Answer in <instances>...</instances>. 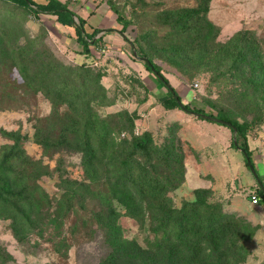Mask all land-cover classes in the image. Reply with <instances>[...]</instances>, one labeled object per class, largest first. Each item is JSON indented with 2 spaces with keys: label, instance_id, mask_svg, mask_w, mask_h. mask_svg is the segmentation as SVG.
Segmentation results:
<instances>
[{
  "label": "trees",
  "instance_id": "obj_1",
  "mask_svg": "<svg viewBox=\"0 0 264 264\" xmlns=\"http://www.w3.org/2000/svg\"><path fill=\"white\" fill-rule=\"evenodd\" d=\"M7 1L27 9L34 16L49 14L55 17L56 23L72 26L74 39L81 45L76 53L91 54L90 46L98 42L99 37L94 38L95 29L88 33L82 27V20L74 22L67 1ZM209 1L197 0L195 6L173 11L171 27L163 35L158 51H164L165 57L168 55L167 59L176 68L180 69L184 60H190L194 50L195 54L200 52V56L213 52L220 54V49L214 51L218 29L206 15ZM108 5L121 24L120 31L123 33L128 21L112 2L109 1ZM12 21V14H0V66L16 68L24 86L42 93L51 104L50 117L58 114L61 104L67 107V111L62 113L67 121L58 126L56 134L53 124H48L36 128L33 138L45 150L52 146L59 149L71 147L68 144L71 141L74 150L81 154L84 174L83 180L61 179L58 186L62 192L53 205L36 181L45 166L30 159L27 161L21 147V134L9 133L11 143L4 145L0 154V219L9 221L16 241L20 245H28L30 236L35 235L49 240L55 251L65 254L67 244L62 233L64 219L73 207L82 209L83 201L91 195L99 209L91 211L81 223L86 225L90 220L104 230L109 251L98 264H239L244 261L242 240L251 234L246 221L241 222V218L234 213L221 210L219 203L206 201L205 191H202V197L197 195L194 200L184 201L178 208L168 204L167 194L184 180V153L175 135L169 134L163 142L155 143L147 132L132 134L133 119L125 111L123 114L117 113L121 117L115 122H112L111 116H99L89 100L96 97L98 101L95 105L106 100L105 90L100 83L103 73L87 65L65 64L42 50L33 49L28 44L27 36L12 26ZM21 34L27 43L20 45L15 40ZM227 46L229 49L237 47L236 57L231 59V69L235 76L243 80L244 90L240 93L248 91L264 100L261 43L255 35L241 31L230 38L225 53ZM134 50L136 55L149 59L155 71L152 72L144 62L145 68L165 88V97L160 100L162 106L165 109H183L177 101L180 96L172 87L166 86L168 83L160 74V66L142 48ZM158 74L164 82L157 77ZM207 103L216 108L215 114L187 103L182 104L187 111L199 113L201 118L207 115L233 125L237 144L232 142V146L241 151L246 167L251 165L254 168L247 132L262 120L259 110H255L251 120L239 122L230 109L217 107L209 100ZM228 127L233 132L232 127ZM125 132L130 137L125 136ZM255 172L261 182L257 184L256 194L259 202L264 204V185L256 169ZM122 215L135 220L139 228L148 233L143 238L144 247L133 238L124 236L119 223ZM75 226L74 222L72 230ZM10 259L8 253L0 251V264H9Z\"/></svg>",
  "mask_w": 264,
  "mask_h": 264
},
{
  "label": "rangeland",
  "instance_id": "obj_2",
  "mask_svg": "<svg viewBox=\"0 0 264 264\" xmlns=\"http://www.w3.org/2000/svg\"><path fill=\"white\" fill-rule=\"evenodd\" d=\"M109 1L128 21L123 35L130 44L122 50H113L99 43L92 49V54L86 55L76 54L71 49L74 43L67 46L72 34L64 27L62 31L58 29L59 25H55L49 14L34 16L27 9L7 0H0V14H12V26L27 36L28 44L33 49L42 50L65 64L87 65L103 73L100 83L105 90L106 100L98 102V105H95L98 101L96 97L95 100H89L99 116H111L110 119L115 122L121 117L117 113L123 114L125 111L133 119L132 134L147 132L155 143L163 142L169 134L175 135L184 153V180L167 194L168 204L178 208L184 201L194 200L197 195L202 197V191H205L206 201L219 203L221 210L234 213L241 218V222L244 220L249 224L251 234L242 240L245 259L239 264H263L264 204L251 202L250 196L256 194L259 183L244 164L241 151L232 146L235 133L226 125L189 111L165 109L160 102L165 97V88L157 83L133 51L140 47L149 53L152 61L160 66V74L177 92L182 103L215 114L216 108L207 103L209 100L217 107L230 109L239 122L251 120L255 110H259L258 114L263 118L259 125L249 128L247 144L252 151L254 169L264 185V100L248 91L240 93L244 90L243 80L235 76L231 69L237 47L229 49L227 46L228 51L225 53V46L232 36L248 31L261 43L264 58V0H210L206 15L218 29L214 51L220 49L222 57L214 52L200 56L201 53L195 54L194 50L191 59L184 60L180 69L167 59L168 55L165 57L164 51L158 49L162 45L163 35L171 27L173 11L195 6L197 0L103 1L110 10ZM67 2L72 6V0ZM112 11L111 16L115 17ZM25 36L21 34L15 43H25ZM213 54L214 58L210 60ZM82 87L86 88L84 85ZM65 111L66 105L61 104L58 114L50 117L51 104L42 93L33 92L24 86L16 68L1 64L0 154L4 150L3 146L11 143L9 133L21 134V147L27 161L30 159L45 166L36 181L53 205L62 192L58 186L61 179L83 180L81 154L74 150L71 141H68L71 147L59 149L58 146H52L45 150L40 143L35 142L33 134L36 128L48 124H53L56 134L58 126L67 121V118L62 117ZM125 136L130 137L127 132ZM86 198L82 209L73 207L64 219L62 233L67 246L63 255L53 249V243L49 240L35 235L30 236L28 245H20L11 232L9 221L0 219V251L11 256L8 263L98 264L109 248L101 226L90 220L86 225L81 223L91 211L99 209L91 195ZM74 222L76 226L72 230ZM119 223L125 237L133 238L140 246H145L143 238L148 233L143 232L135 220L122 215ZM49 230L52 232L50 225ZM237 231L241 233L239 229Z\"/></svg>",
  "mask_w": 264,
  "mask_h": 264
},
{
  "label": "crops",
  "instance_id": "obj_3",
  "mask_svg": "<svg viewBox=\"0 0 264 264\" xmlns=\"http://www.w3.org/2000/svg\"><path fill=\"white\" fill-rule=\"evenodd\" d=\"M65 2V0H59ZM67 1V0H66ZM72 6L68 2V9L73 13L74 22H78V19L82 20V27L86 32H90L93 29L96 30V34L94 38L99 37L96 45H103L110 47L111 49H119L127 48V44L129 45V41L125 38L123 33H121V24L117 22L116 15L115 17L111 16V9L107 8V3L95 4L92 0H72ZM73 7V8H72ZM113 12V11H112ZM114 13V12H113ZM53 17L54 20V16ZM56 23V22H55ZM55 25H59L58 29L62 31L61 28L64 27L65 30L72 34L71 38H69V44H73V51L81 49V45L75 41L74 29L72 26H62L61 24L56 23ZM64 30V32H65ZM90 46L91 54L92 49L96 47ZM79 54V53H76ZM83 55V54H81Z\"/></svg>",
  "mask_w": 264,
  "mask_h": 264
},
{
  "label": "water",
  "instance_id": "obj_4",
  "mask_svg": "<svg viewBox=\"0 0 264 264\" xmlns=\"http://www.w3.org/2000/svg\"><path fill=\"white\" fill-rule=\"evenodd\" d=\"M133 53H134V56H135L137 59H139V60L145 62V63L150 67V69H151L152 72L155 71L154 68L152 67L151 62L149 61V59H148L146 56H138V55H136L135 50L133 51ZM157 77H158L162 82H164V80H163V78L161 77V75L158 74ZM166 86L168 87L169 85L167 84ZM177 101H178V104H179L180 108H183L185 111H187V109H185V108L183 107V104H182L181 100L178 99ZM189 112H191V113H193V114H195V115H197V116L199 115V113H196V112H192V111H189ZM202 117H203V118L210 119V120H213L214 122H217V123H222V124H226L227 126H231L233 132H235V127H234L233 125H231L229 122H225V121H223V120H221V119H218V118H215V117H211V116H207V115H202ZM233 143H234L235 145L237 144V143H236V138H235V137L233 138ZM249 169H250L251 173L253 174V176H254L255 178H257V173L255 172V169H254L251 165H249ZM257 181H258L259 184H261V182H260V180H259L258 178H257Z\"/></svg>",
  "mask_w": 264,
  "mask_h": 264
},
{
  "label": "built area",
  "instance_id": "obj_5",
  "mask_svg": "<svg viewBox=\"0 0 264 264\" xmlns=\"http://www.w3.org/2000/svg\"><path fill=\"white\" fill-rule=\"evenodd\" d=\"M95 4H100L102 3L103 1H107V0H92ZM103 50V49H101ZM196 85V83H195ZM250 199H251V202L252 203H256L257 201H259V197L257 196V194H253L250 196Z\"/></svg>",
  "mask_w": 264,
  "mask_h": 264
}]
</instances>
